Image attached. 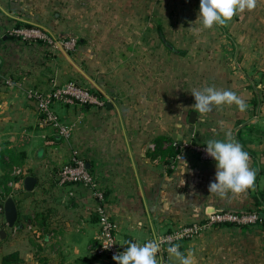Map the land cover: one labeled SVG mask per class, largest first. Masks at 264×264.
I'll return each mask as SVG.
<instances>
[{
	"label": "crops",
	"instance_id": "0c3cea01",
	"mask_svg": "<svg viewBox=\"0 0 264 264\" xmlns=\"http://www.w3.org/2000/svg\"><path fill=\"white\" fill-rule=\"evenodd\" d=\"M34 1L0 0V148L9 150L5 160L11 162L0 169V180L7 175L18 209L11 228L0 214V258L16 253L11 264L106 263L94 252L98 200L92 188L57 180L72 150L104 191L119 243L143 241L214 211L254 209V196L264 194V0L211 29H202L199 0H74L73 8L64 0H42L41 10ZM19 23L41 24L78 43L65 50L22 42L9 34ZM232 60L242 75L231 69ZM5 77L17 84H6ZM67 81L96 91L106 105L58 104L72 128L63 139L40 126L24 90ZM206 86L236 92L247 109L213 105L202 115L191 92ZM228 132L247 152L255 183L221 196L208 192L215 161L191 151L174 159L171 143L206 144L225 140ZM28 175L36 178L30 191L23 183ZM189 249L196 264H264V222L211 228L180 244L185 255ZM157 258L178 264L170 253Z\"/></svg>",
	"mask_w": 264,
	"mask_h": 264
},
{
	"label": "built area",
	"instance_id": "2783aa9c",
	"mask_svg": "<svg viewBox=\"0 0 264 264\" xmlns=\"http://www.w3.org/2000/svg\"><path fill=\"white\" fill-rule=\"evenodd\" d=\"M9 34L22 42H41L45 45L65 50H72L76 46L75 39L55 36L49 30L36 25L14 26L10 29ZM231 65V69L235 73L242 75L243 69L238 62L232 60ZM4 79L8 85L17 84L16 81H13L12 77H5ZM24 92L27 100L34 105L37 111L40 126L53 129L55 133L63 139L70 138L72 128L70 124L58 114V104H81L93 107H103L106 105V100L103 96L76 81H67L51 88L27 87ZM171 144L177 151L174 159L180 158L184 151H191L201 161L213 160L204 150L206 144H198L191 141L182 143L173 141ZM14 172L17 175L24 174V170L21 168H16ZM57 180L59 184L83 183L92 188L98 200V235L97 243L94 246V252L106 258L105 264H116L112 256L123 252L127 247V243H119L117 241L116 233L118 230V223L104 206V191L98 187L95 176L90 172L85 159L79 155L77 150H72L70 161L61 166L57 173ZM2 205L3 204L0 205V214L3 212ZM260 221L261 218L256 211L236 212L220 210L210 213L204 219L180 224L143 241L134 242L144 244L150 239H159L161 243L158 254H169L168 249L171 245H180L182 242L199 236L211 228L228 225L250 226ZM108 243L114 244L108 249H105L103 246Z\"/></svg>",
	"mask_w": 264,
	"mask_h": 264
},
{
	"label": "clouds",
	"instance_id": "9594fccd",
	"mask_svg": "<svg viewBox=\"0 0 264 264\" xmlns=\"http://www.w3.org/2000/svg\"><path fill=\"white\" fill-rule=\"evenodd\" d=\"M258 0H199V18L202 29H211L214 25L224 26L238 13L253 11ZM195 109L202 115L212 110V106L235 104L240 111L248 107L244 99L236 92L228 89H217L206 86L193 89ZM206 154L215 161V178L208 185V192L221 196L229 192L241 193L254 187L255 171L249 166V156L242 145L235 141L231 132L226 133L225 140L209 139L204 149ZM181 159V158H180ZM182 164L187 169V162ZM159 239H150L144 244L134 241L127 242L123 252L112 256L116 264H159ZM114 243L103 246L108 249ZM179 244H173L168 251L174 255L178 264H196L195 253L189 249L187 255L182 253Z\"/></svg>",
	"mask_w": 264,
	"mask_h": 264
},
{
	"label": "water",
	"instance_id": "95a60500",
	"mask_svg": "<svg viewBox=\"0 0 264 264\" xmlns=\"http://www.w3.org/2000/svg\"><path fill=\"white\" fill-rule=\"evenodd\" d=\"M0 62H1V58H0ZM194 120H195V113L192 111L190 113L189 121L194 122ZM23 183H24V188L26 190L30 191L33 189V187L36 183V178L31 176V175H28L23 179ZM2 206H3V212H2L3 221L8 227L11 228L15 225V223L17 221V217H18L17 205H16V202H15L14 198L12 197V195L9 194L5 198ZM259 216H260V218H264V213L260 212ZM4 236H5V230L0 229V238L4 237Z\"/></svg>",
	"mask_w": 264,
	"mask_h": 264
},
{
	"label": "trees",
	"instance_id": "16d2710c",
	"mask_svg": "<svg viewBox=\"0 0 264 264\" xmlns=\"http://www.w3.org/2000/svg\"><path fill=\"white\" fill-rule=\"evenodd\" d=\"M21 25L29 26L27 24H21V23L16 24L15 26H21ZM13 38H15V37H13ZM7 181H8L7 175H4L2 177V179L0 180V205L3 204V201L5 200V198L10 194V189L6 186ZM262 199H264V194L263 193H259L258 195L254 196L255 207H258V206L261 205V200ZM257 211L259 213L260 212L264 213V209H258ZM261 220H264V218H261ZM17 258L18 257L16 255V253H10V254L3 255L0 258V264H11L12 262H15L17 260ZM82 260L85 261V259H82Z\"/></svg>",
	"mask_w": 264,
	"mask_h": 264
},
{
	"label": "rangeland",
	"instance_id": "374dc122",
	"mask_svg": "<svg viewBox=\"0 0 264 264\" xmlns=\"http://www.w3.org/2000/svg\"><path fill=\"white\" fill-rule=\"evenodd\" d=\"M94 1H97V0H90V2H94ZM117 1H120V0H117ZM34 2H36V3H34V4H36V6H37V3L40 4V6H41L40 10L43 8L42 4H41L42 0H35ZM102 2H104V0H102ZM64 5L67 6V8H73L74 0H64ZM29 13L34 15V17L39 16V14L37 15V13L34 12V11H33V13H31V12H29ZM33 25L40 26V27L48 30L46 27L42 26L41 24L33 23ZM68 38H70V37H68ZM76 43H78L77 39H76ZM5 156H10L9 150L5 149V148H0V169L7 170V169H9L11 167V164H10L11 162L10 161H6L5 160ZM258 209H264V205H260L258 207H254V209L250 210V211H242V212H253V211H256L259 214V212L257 211ZM263 222H264V220H261L260 222H257V223H255L253 225L248 226V227H257L258 225H260V223H263Z\"/></svg>",
	"mask_w": 264,
	"mask_h": 264
}]
</instances>
